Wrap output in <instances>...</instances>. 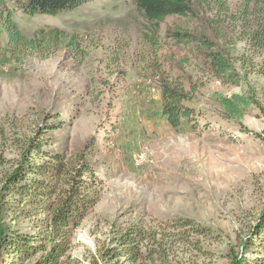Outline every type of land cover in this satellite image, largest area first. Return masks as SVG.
Masks as SVG:
<instances>
[{
	"label": "rangeland",
	"instance_id": "374dc122",
	"mask_svg": "<svg viewBox=\"0 0 264 264\" xmlns=\"http://www.w3.org/2000/svg\"><path fill=\"white\" fill-rule=\"evenodd\" d=\"M192 5L191 17H168L157 33L133 0H91L55 16L14 12L26 37L58 29L76 43L5 64L0 34L5 235H36L43 226L45 214L2 189L20 164L44 162L32 152L40 144L69 164L84 156L95 172L97 201L72 230L61 264H234L242 256L241 240L264 211V0ZM179 27L231 58L238 86L213 78L200 50L172 39ZM164 82L190 93L197 128L168 124ZM132 229L144 232L137 260L125 249L103 260ZM1 244L0 264H33L44 254L22 262Z\"/></svg>",
	"mask_w": 264,
	"mask_h": 264
},
{
	"label": "trees",
	"instance_id": "16d2710c",
	"mask_svg": "<svg viewBox=\"0 0 264 264\" xmlns=\"http://www.w3.org/2000/svg\"><path fill=\"white\" fill-rule=\"evenodd\" d=\"M91 0H12L10 6L6 0H0V34H6L5 64L26 57L29 53L41 55L44 51L67 41L66 47L73 49L76 43L74 36L58 30L36 31L32 38L22 34L14 20V12L34 15L55 16L63 11L74 10ZM137 11L157 33L160 24L168 17L188 18L193 13L195 0H133ZM177 43L194 46L203 56V66L208 74L223 85L238 86L239 75L234 70L232 59L215 44L197 34L188 33L178 28L171 35ZM162 113L168 124L178 128L186 121L192 129L198 127L196 112L190 106L191 95L182 86L164 82L162 84ZM196 122V123H195ZM35 157L44 162L36 163L28 160L20 164L10 173L2 184L6 193L19 196L26 206H35L40 214H45L43 226L36 235L16 233L5 235L0 230L1 242L5 249L15 251L11 256L15 260H26L31 255L44 254L33 264H61L70 249V234L87 212L96 203L94 195L95 172L86 158L75 156L72 164L65 162L63 154L44 151L42 145L32 148ZM29 154V153H28ZM30 158H33L30 156ZM249 234L241 240L244 253L236 258L234 264H264V211L257 219ZM143 231L127 230L118 235V249H108L103 253V260L111 262L119 256V249H125L129 261L135 262L136 255L132 252L138 248L135 244L144 240ZM133 243V244H132ZM131 248V249H129ZM257 249L252 259H248V251ZM118 254V255H116ZM18 264V263H13Z\"/></svg>",
	"mask_w": 264,
	"mask_h": 264
}]
</instances>
